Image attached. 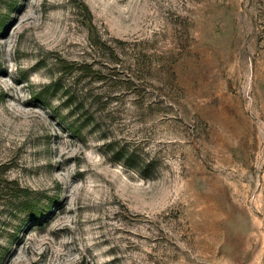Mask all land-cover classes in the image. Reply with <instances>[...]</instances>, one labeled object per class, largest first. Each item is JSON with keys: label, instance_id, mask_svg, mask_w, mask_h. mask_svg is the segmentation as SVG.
<instances>
[{"label": "rangeland", "instance_id": "rangeland-1", "mask_svg": "<svg viewBox=\"0 0 264 264\" xmlns=\"http://www.w3.org/2000/svg\"><path fill=\"white\" fill-rule=\"evenodd\" d=\"M0 264H264V0H0Z\"/></svg>", "mask_w": 264, "mask_h": 264}]
</instances>
